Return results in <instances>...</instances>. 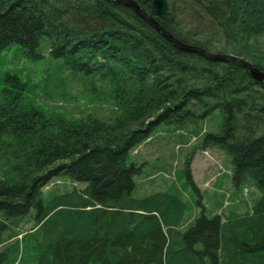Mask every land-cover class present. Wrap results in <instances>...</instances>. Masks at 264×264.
Returning a JSON list of instances; mask_svg holds the SVG:
<instances>
[{"label": "trees", "instance_id": "obj_1", "mask_svg": "<svg viewBox=\"0 0 264 264\" xmlns=\"http://www.w3.org/2000/svg\"><path fill=\"white\" fill-rule=\"evenodd\" d=\"M135 1L184 43L264 71V0H166L161 16L154 0ZM44 36L61 68L89 84L115 83L122 105L112 119H71L5 88L0 263L264 264V81L240 64L179 50L110 0H0V54L19 43L36 58ZM218 109L222 128L200 147L227 152L234 185L253 183L260 196L250 212L203 214L184 228L188 203L179 194L134 195L143 164L129 157L158 125L193 124ZM60 177L85 187L45 198L44 186ZM187 177L199 192L188 165ZM26 219L32 227L19 237Z\"/></svg>", "mask_w": 264, "mask_h": 264}, {"label": "rangeland", "instance_id": "obj_2", "mask_svg": "<svg viewBox=\"0 0 264 264\" xmlns=\"http://www.w3.org/2000/svg\"><path fill=\"white\" fill-rule=\"evenodd\" d=\"M49 49V39L44 36L36 58L26 53L19 43H12L1 51L0 104L5 88H9L21 93L22 103H33L46 112H59L71 119L87 116L112 119L119 113L122 103L116 95L115 83L96 79L89 84L80 76H73L61 68V60L53 58ZM8 75L20 78L25 86L21 88L7 81ZM222 123V112L218 109L193 124L158 125L151 137L133 149L129 157V162L143 164L142 172L135 178L134 195L141 197L156 190H172L179 194L188 203L184 228L203 214L211 218L216 214L226 216L232 211L250 212L260 196L253 183L236 187L231 156L219 148L203 150L200 147L205 134L220 132ZM0 163V177H4L8 166L4 161ZM187 165L199 192L187 177ZM73 186L82 189L85 184L63 177L52 179L43 189L45 198L71 190ZM32 224L30 219L21 222L16 229L19 237ZM9 233L6 229L3 237ZM24 261L25 258L22 264H28ZM0 264L16 263L11 258Z\"/></svg>", "mask_w": 264, "mask_h": 264}, {"label": "water", "instance_id": "obj_3", "mask_svg": "<svg viewBox=\"0 0 264 264\" xmlns=\"http://www.w3.org/2000/svg\"><path fill=\"white\" fill-rule=\"evenodd\" d=\"M110 1L123 4L133 9L144 21H146L153 29L159 32L163 37H165L179 50L198 53L203 57L212 61H225V62L240 64L248 68L255 79L259 81H264V71L253 66V64L250 61L242 57H239L231 53L210 52L202 47L184 43L183 41L175 37L169 30H167L153 15L145 11L137 1L135 0H110ZM153 4L157 16H161L167 13L168 4L166 0H154Z\"/></svg>", "mask_w": 264, "mask_h": 264}]
</instances>
